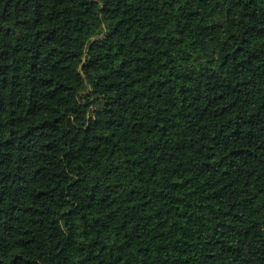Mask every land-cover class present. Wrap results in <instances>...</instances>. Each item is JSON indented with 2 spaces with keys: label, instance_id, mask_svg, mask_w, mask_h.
Returning <instances> with one entry per match:
<instances>
[{
  "label": "trees",
  "instance_id": "1",
  "mask_svg": "<svg viewBox=\"0 0 264 264\" xmlns=\"http://www.w3.org/2000/svg\"><path fill=\"white\" fill-rule=\"evenodd\" d=\"M0 264H264V0H0Z\"/></svg>",
  "mask_w": 264,
  "mask_h": 264
}]
</instances>
